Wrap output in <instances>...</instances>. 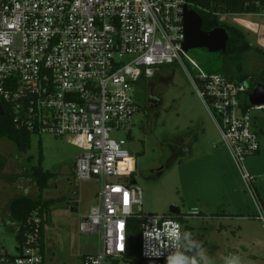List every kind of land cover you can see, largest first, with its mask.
I'll return each instance as SVG.
<instances>
[{
	"label": "built area",
	"instance_id": "obj_1",
	"mask_svg": "<svg viewBox=\"0 0 264 264\" xmlns=\"http://www.w3.org/2000/svg\"><path fill=\"white\" fill-rule=\"evenodd\" d=\"M185 7L195 10L189 0H0V102L5 112L0 118L9 114L15 128L31 138H67L82 150L76 177L100 182L98 201L80 223L83 233L100 235V249L85 255L82 264H165L170 257L184 258V218L144 212L128 140L111 135L133 129L141 112L135 85L166 64L177 62L188 74L264 226L256 177L245 166L260 151L263 135L251 110H264V104L245 107L252 94L248 80L205 71L189 55ZM32 221L15 255L0 247V264H45L41 219ZM2 225L0 216V231ZM135 228L139 261L130 253ZM177 231V238L167 234Z\"/></svg>",
	"mask_w": 264,
	"mask_h": 264
},
{
	"label": "rangeland",
	"instance_id": "obj_2",
	"mask_svg": "<svg viewBox=\"0 0 264 264\" xmlns=\"http://www.w3.org/2000/svg\"><path fill=\"white\" fill-rule=\"evenodd\" d=\"M262 12L257 16L223 14L220 19L241 28L251 45L264 48L259 43L264 31L255 33L236 20L244 17L264 25ZM188 53L205 71L224 67L225 56L219 52L193 48ZM227 63L235 65L231 60ZM243 71L252 74L247 79L251 85L252 78L256 81L264 71V56L255 51L245 53ZM192 74L196 72L192 70ZM133 93L143 107L134 117L133 129L116 130L111 135L128 140L127 147L136 159V179L143 189L144 212L170 215L171 206L181 209L185 226L192 228L185 232V242L193 264H225V258L233 254L240 256L242 264H264V226L256 218L255 200L246 191V183L221 140L215 120L184 68L177 62L159 66L154 77L135 85ZM251 116L258 130H264V110L253 109ZM260 139L261 153L248 157L245 166L256 177L255 188L264 204V135ZM81 152L67 138L50 134L32 136L26 152L19 151L11 140L0 138V247L7 253L15 255L19 243V224L9 215L8 204L15 197L38 198L33 168L39 164L40 153L44 171L54 173L43 197L63 198L44 224L45 264H82L85 255L98 253L100 235L80 230L81 218L98 201L100 188L96 178L86 181L76 177V160ZM216 153L229 173L228 180L241 193L231 208L233 198L228 197L223 186L219 187L223 181L211 163ZM56 183L58 187L54 188ZM73 204H78L76 212L71 208ZM223 211H232L233 216L227 214L230 218H242L219 220L217 213ZM135 229L132 238L139 239Z\"/></svg>",
	"mask_w": 264,
	"mask_h": 264
},
{
	"label": "trees",
	"instance_id": "obj_3",
	"mask_svg": "<svg viewBox=\"0 0 264 264\" xmlns=\"http://www.w3.org/2000/svg\"><path fill=\"white\" fill-rule=\"evenodd\" d=\"M194 4V9L202 16L204 31H211L217 27H224L230 34L228 41V47L226 52H219L220 55H224L222 65L224 67L216 71L230 79L247 80L252 74L243 71V55L247 52L255 51L257 54L264 56V48L260 46L251 45L248 37L243 33L242 29L233 25L227 24L220 19L222 14H245V13H260L264 11V0H189ZM227 60H231L235 63L226 64ZM210 72V71H209ZM238 73V76H235ZM255 76V75H253ZM255 81L251 84L250 93H253L255 87L264 83V71ZM145 78L142 77L138 83L143 82ZM245 107H251L249 101L245 102ZM143 109V107L141 106ZM0 138H7L11 140L15 147L21 151L26 152L31 147V134L25 131H19L15 128L12 119L9 114L4 118H0ZM43 155L40 153L39 164L33 168V175L36 185L39 189L38 198L31 197H15L11 200L8 210L9 215L14 222L19 224V230L17 233L18 240H23L25 232L31 231L33 224H31L35 217L41 219V243L43 249L45 248V228L44 224L47 218L51 217L53 205L55 201L53 199H45L43 197L44 190L49 186V181L53 178L54 173L50 171H44L42 168ZM26 226V228L24 227ZM137 232V228L135 229ZM131 256L135 258V261H139V239L132 238Z\"/></svg>",
	"mask_w": 264,
	"mask_h": 264
},
{
	"label": "water",
	"instance_id": "obj_4",
	"mask_svg": "<svg viewBox=\"0 0 264 264\" xmlns=\"http://www.w3.org/2000/svg\"><path fill=\"white\" fill-rule=\"evenodd\" d=\"M203 18L193 9L185 7V50L193 48H206L211 53L226 52L230 34L224 27H217L211 31L202 29ZM251 105L264 104V83L258 84L250 96ZM5 112L0 102V116H4ZM261 134L264 135V130L261 129ZM169 212L174 215H180L181 209L176 206H171ZM192 228L186 226V231Z\"/></svg>",
	"mask_w": 264,
	"mask_h": 264
},
{
	"label": "crops",
	"instance_id": "obj_5",
	"mask_svg": "<svg viewBox=\"0 0 264 264\" xmlns=\"http://www.w3.org/2000/svg\"><path fill=\"white\" fill-rule=\"evenodd\" d=\"M251 14H253L252 16H257L259 13H251ZM223 15V14H222ZM222 15H220V16H222ZM231 15H236V16H240V14H231ZM253 22H255V21H253ZM255 23H257V24H259L258 22H255ZM240 24V23H239ZM241 25V24H240ZM259 26H260V28H262V27H264V25L263 24H259ZM246 28V27H245ZM248 29V28H247ZM249 30H251V29H249ZM252 31V30H251ZM262 31V30H261ZM253 32H254V30H253ZM255 33H256V31H255ZM263 35V34H262ZM261 37H263V36H261ZM259 43H260V40H259ZM261 44V43H260ZM264 45V44H263ZM141 106V105H140ZM141 110H142V108H141ZM226 147V146H225ZM227 149V148H226ZM227 151H228V149H227ZM229 152V151H228ZM261 153V149H260V151L257 153V154H255V155H259ZM230 154V153H229ZM189 157H190V159H192V154H189ZM214 159V160H213ZM212 160H211V163L216 167V169H217V171H218V173H219V175L221 176V180L223 181V182H221V185L219 186L220 188H221V186H223V189L227 192V195H228V197L229 198H233V202H231L230 203V205H229V208H231L232 206H234V204H235V201H236V198H239L240 196H241V193H239V190H237L236 188H235V184L234 183H232V182H230L229 180H228V178H230V176H229V173H228V171L224 168V164H223V162H221V158L219 157V155H217V153L214 155V158H213ZM216 161V162H215ZM58 187V185H57V183L55 184V187L54 188H57ZM246 191H248L247 190V188H246ZM248 193H249V195H250V197L251 198H253V200H254V197L250 194V192L248 191ZM243 194H245V192H243ZM246 195V194H245ZM259 197H260V195H259ZM45 199H48V198H50V199H53L54 201H55V204L53 205V209H55V208H57L59 205H61L62 204V202L61 201H63V198H59V197H56V198H51V197H44ZM261 198V197H260ZM97 202V201H96ZM58 203H60L59 205H58ZM255 203V202H254ZM10 204V203H9ZM9 204H8V207H9ZM96 204V203H95ZM71 208H72V210L74 211V212H76L77 211V208H78V204H73L72 206H71ZM8 211V213H9V210H7ZM197 211V210H196ZM195 211V212H196ZM197 213L200 215V216H202V212L201 211H197ZM218 214V216L219 217H217L219 220H229V219H239V218H242V216H236V217H233V218H230V216L231 215H227V214H232V216L234 215L233 213H232V211H229V213H227V211H223V213L222 214H220V213H217ZM85 215V214H84ZM1 216V215H0ZM221 225V224H220ZM224 227H226V226H221V228H224ZM44 250H45V248L43 249V252H44ZM45 259V258H44ZM184 260H185V262H186V264H193V262H195V261H193L192 259H191V257H189V255H188V253H187V247H186V242H185V255H184ZM220 264H223V263H220Z\"/></svg>",
	"mask_w": 264,
	"mask_h": 264
},
{
	"label": "clouds",
	"instance_id": "obj_6",
	"mask_svg": "<svg viewBox=\"0 0 264 264\" xmlns=\"http://www.w3.org/2000/svg\"><path fill=\"white\" fill-rule=\"evenodd\" d=\"M167 234L172 238L178 237V231L167 232ZM166 264H186V262L182 256H175L168 258ZM225 264H242V261L239 255L233 254L225 258Z\"/></svg>",
	"mask_w": 264,
	"mask_h": 264
},
{
	"label": "bare ground",
	"instance_id": "obj_7",
	"mask_svg": "<svg viewBox=\"0 0 264 264\" xmlns=\"http://www.w3.org/2000/svg\"><path fill=\"white\" fill-rule=\"evenodd\" d=\"M236 20L241 24V25H243V26H245L246 28H248V29H251V30H254V31H256V32H260V30H262V31H264V27H262L261 29H260V26H259V24H257V23H255V22H253V21H251V20H249V19H247V18H244V17H238V18H236ZM264 34V33H263ZM264 36V35H263ZM261 43L262 44H264V37L263 38H261Z\"/></svg>",
	"mask_w": 264,
	"mask_h": 264
},
{
	"label": "flooded vegetation",
	"instance_id": "obj_8",
	"mask_svg": "<svg viewBox=\"0 0 264 264\" xmlns=\"http://www.w3.org/2000/svg\"><path fill=\"white\" fill-rule=\"evenodd\" d=\"M139 96H140V97H143L141 93L139 94ZM141 100H142V99H141Z\"/></svg>",
	"mask_w": 264,
	"mask_h": 264
}]
</instances>
